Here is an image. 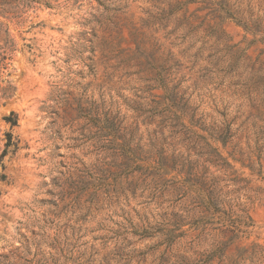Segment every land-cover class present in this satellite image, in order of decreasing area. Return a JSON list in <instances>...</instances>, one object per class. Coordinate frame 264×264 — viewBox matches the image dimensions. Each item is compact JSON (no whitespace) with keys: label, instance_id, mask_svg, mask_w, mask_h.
<instances>
[{"label":"rangeland","instance_id":"1","mask_svg":"<svg viewBox=\"0 0 264 264\" xmlns=\"http://www.w3.org/2000/svg\"><path fill=\"white\" fill-rule=\"evenodd\" d=\"M39 1L0 0V264H264V0Z\"/></svg>","mask_w":264,"mask_h":264},{"label":"trees","instance_id":"2","mask_svg":"<svg viewBox=\"0 0 264 264\" xmlns=\"http://www.w3.org/2000/svg\"><path fill=\"white\" fill-rule=\"evenodd\" d=\"M15 2L18 3H22L24 8L30 7L33 3H41L39 0H29V1H19V0H15ZM9 6L10 3L8 2H3L0 3V8L3 6ZM20 6H15L13 8H10L8 10L4 9L3 11H0V14H13L14 18H17V16L15 15L17 8H19ZM2 33V28L0 25V35ZM5 35L7 36L8 39L4 40L3 45L0 44V71L3 69H7L8 66V61L11 59V54L14 52V40L10 38V33L9 30L6 29L5 30ZM0 93H2V96L5 98H11L13 93H12V88H7V89H1ZM3 120L5 121V123L7 125H9L11 128L17 127L18 126V122H19V118L18 115L15 114L14 112L11 113L10 116H6L3 118ZM7 137V141L5 143V149L3 151V153L0 156V182H4L7 180L8 176L5 174V170L6 167L3 164L5 158L9 155V154H16L19 150H20V140L15 139L13 133L9 132L6 134Z\"/></svg>","mask_w":264,"mask_h":264}]
</instances>
